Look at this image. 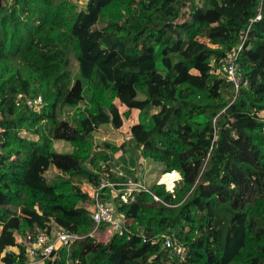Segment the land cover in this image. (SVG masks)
Returning a JSON list of instances; mask_svg holds the SVG:
<instances>
[{
	"label": "trees",
	"instance_id": "trees-1",
	"mask_svg": "<svg viewBox=\"0 0 264 264\" xmlns=\"http://www.w3.org/2000/svg\"><path fill=\"white\" fill-rule=\"evenodd\" d=\"M78 5L0 0V260L25 262L16 234L55 223L80 238L45 264H264V0ZM234 53L247 80L237 92L220 62ZM191 71L203 86L187 81ZM121 96L138 110L129 140L94 145L91 133L128 117ZM132 148L181 179L173 193L151 186L160 200L140 192L116 203L122 235L90 236L81 177L98 188L115 154ZM51 168L69 176L48 180ZM165 237L175 244L163 247Z\"/></svg>",
	"mask_w": 264,
	"mask_h": 264
},
{
	"label": "built area",
	"instance_id": "built-area-1",
	"mask_svg": "<svg viewBox=\"0 0 264 264\" xmlns=\"http://www.w3.org/2000/svg\"><path fill=\"white\" fill-rule=\"evenodd\" d=\"M260 18L261 15L258 13L255 20ZM220 62H222L224 77L226 81L232 83L235 92L247 84V80L242 77L241 69L236 62L235 53L221 59ZM27 104L31 108H36L41 104V97L36 96L33 99H28ZM112 175H116L117 180H111ZM124 176L126 175L121 169L109 167L98 188H93L91 202L86 206L94 224L89 233L90 236L98 234L102 226L111 231V235H122L126 228L127 220L116 211L114 203L108 199H114L118 204H129L135 200L140 192H146L152 195L155 200H160L153 193L151 186L140 181L136 176L122 180ZM180 179L181 177L177 171L170 170L162 172L156 180V184L163 185L166 191L173 193ZM105 188L108 191H104ZM78 238H80L79 235L71 233L54 223L49 232L43 231L35 236H27L26 260L19 264H45L46 260H54L60 249L68 248ZM174 244L168 237H165L162 242V246L166 248H170ZM174 250L176 255L184 258L185 251L180 244H176Z\"/></svg>",
	"mask_w": 264,
	"mask_h": 264
},
{
	"label": "rangeland",
	"instance_id": "rangeland-1",
	"mask_svg": "<svg viewBox=\"0 0 264 264\" xmlns=\"http://www.w3.org/2000/svg\"><path fill=\"white\" fill-rule=\"evenodd\" d=\"M79 5L84 4L86 0H75ZM78 5V6H79ZM197 39L202 42L204 45L209 46L210 44L208 41L200 36H197ZM70 59V69H71V80L73 81L76 77L79 76L78 72V66L73 58V55L71 54L69 56ZM159 66L162 68H166V62L158 59ZM201 76L198 75L196 71H191L187 77V81L190 84H200L204 85V80ZM120 98L118 97L116 99V104L118 105L119 109L121 111L129 110V115L127 118L124 119L122 127L116 129L112 127L111 125H103L100 127L99 130L96 132H93L89 135L90 140L92 143L96 146L102 145L104 142H111L113 144L119 145L123 141L129 140V128L130 126L138 121V110L134 107L133 102L129 98ZM54 147L59 152H68L71 151V145L69 143H66L64 141H55ZM114 161H116V168L121 169L123 173L126 175V171L128 170V174L126 177L134 178L135 176L140 179V181L144 182L145 184H148L149 186H153L156 183V180L162 173V166L159 163L148 161L139 155V151L132 149H127L126 151H119L114 156ZM48 180H54L59 179L62 177L67 178L69 175L60 172L56 170L55 168H51L47 173ZM81 184L84 191L88 192L90 196L93 195V188L90 186V184L85 180L84 177H81ZM110 202L114 203V207L116 208V200L114 199H108ZM35 236V234L32 231H29L26 234L27 236ZM99 239H108L111 236V231H109L107 228H104L103 231H101L96 235ZM16 240L17 242H24L27 243V238L24 239L21 235L16 234ZM10 251H17V247H9ZM0 264H4L0 260Z\"/></svg>",
	"mask_w": 264,
	"mask_h": 264
},
{
	"label": "crops",
	"instance_id": "crops-1",
	"mask_svg": "<svg viewBox=\"0 0 264 264\" xmlns=\"http://www.w3.org/2000/svg\"><path fill=\"white\" fill-rule=\"evenodd\" d=\"M55 145V144H54Z\"/></svg>",
	"mask_w": 264,
	"mask_h": 264
}]
</instances>
